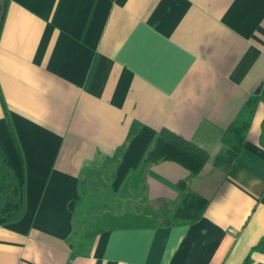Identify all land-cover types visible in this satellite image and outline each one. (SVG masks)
<instances>
[{"label": "crops", "instance_id": "1", "mask_svg": "<svg viewBox=\"0 0 264 264\" xmlns=\"http://www.w3.org/2000/svg\"><path fill=\"white\" fill-rule=\"evenodd\" d=\"M246 119L227 172L143 164L161 128L213 154ZM0 147L22 202L0 264H264V0H8ZM94 171L110 176L100 219L143 223L81 230ZM181 180L203 215L155 226L143 206L178 202Z\"/></svg>", "mask_w": 264, "mask_h": 264}, {"label": "trees", "instance_id": "2", "mask_svg": "<svg viewBox=\"0 0 264 264\" xmlns=\"http://www.w3.org/2000/svg\"><path fill=\"white\" fill-rule=\"evenodd\" d=\"M7 1L4 0V6ZM248 128L249 119L228 125L221 136L218 149L213 154H208L204 149L174 131L165 127L161 128L147 150L143 164L148 167L159 161L170 160L186 168L190 176H195L207 162H212L215 166L221 167L227 172L234 166L240 156ZM178 188L182 191L178 202L158 209L149 204L143 206V212L151 216L155 226L194 222L203 215L208 200L190 190L186 180L178 182ZM110 197L111 193L104 195L102 199H98L96 196L90 197V200L86 203V209L80 211V214L86 219L95 217L91 216L93 210H97L102 214L107 208ZM21 210V180L0 147V224L17 219L21 214ZM261 245H264V240L256 248L261 247Z\"/></svg>", "mask_w": 264, "mask_h": 264}, {"label": "rangeland", "instance_id": "3", "mask_svg": "<svg viewBox=\"0 0 264 264\" xmlns=\"http://www.w3.org/2000/svg\"><path fill=\"white\" fill-rule=\"evenodd\" d=\"M109 179H110V176L104 175L100 171H94L93 175H89V174L87 175L86 174V177H83V179H82L83 193L81 195L82 205H81L80 211L86 209V203L90 200V197L96 196V197H98V199H102L104 197V195H107L109 193V190L106 188V184L108 183ZM99 203H100V201H99ZM133 207L137 208V206H135V205H133ZM117 209L120 211H122V210L124 211L125 209H129V208L124 205L122 207H118ZM101 215L102 214H100L97 210H93L91 212V216H95V217L94 218L91 217L89 219H86L85 223H83L81 226V230L84 231L87 228L92 229L94 226H96V224L100 226L102 224V222L103 223L105 222L108 224L143 223L144 222V221H137L138 218H136L135 216L133 217L135 219V220H133V222L123 221L121 219L116 220V221H109V220H105L106 217H104V219L102 221V218L100 219ZM120 218H132V217H131V215H128V214H121Z\"/></svg>", "mask_w": 264, "mask_h": 264}, {"label": "water", "instance_id": "4", "mask_svg": "<svg viewBox=\"0 0 264 264\" xmlns=\"http://www.w3.org/2000/svg\"><path fill=\"white\" fill-rule=\"evenodd\" d=\"M3 10H4V0H0V23L2 20Z\"/></svg>", "mask_w": 264, "mask_h": 264}]
</instances>
